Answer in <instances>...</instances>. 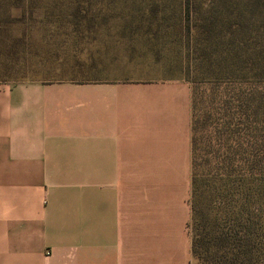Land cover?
Here are the masks:
<instances>
[{
    "label": "crops",
    "instance_id": "obj_1",
    "mask_svg": "<svg viewBox=\"0 0 264 264\" xmlns=\"http://www.w3.org/2000/svg\"><path fill=\"white\" fill-rule=\"evenodd\" d=\"M190 193L185 76L0 83V264H192Z\"/></svg>",
    "mask_w": 264,
    "mask_h": 264
},
{
    "label": "trees",
    "instance_id": "obj_2",
    "mask_svg": "<svg viewBox=\"0 0 264 264\" xmlns=\"http://www.w3.org/2000/svg\"><path fill=\"white\" fill-rule=\"evenodd\" d=\"M141 1L143 7L126 11L136 15L125 17L122 9L88 18L89 10L76 1L66 31L76 36L83 26L100 28L103 34L94 31L89 44L101 47L106 40L97 36L111 37L112 31L119 37L153 33V25L159 31L166 22L162 8L157 1ZM4 3V10L17 15L0 16V34L11 40L6 48L17 57L28 44L30 27L24 25L16 37L8 34L16 23L35 21L37 0ZM53 4L61 11L60 2ZM56 13L38 19L44 34L45 24L54 26L53 33L60 30ZM119 18L116 29L108 27ZM178 19L191 87V262L264 264V0H181ZM81 21L88 23L78 27Z\"/></svg>",
    "mask_w": 264,
    "mask_h": 264
},
{
    "label": "rangeland",
    "instance_id": "obj_3",
    "mask_svg": "<svg viewBox=\"0 0 264 264\" xmlns=\"http://www.w3.org/2000/svg\"><path fill=\"white\" fill-rule=\"evenodd\" d=\"M5 1L7 0H0V16L17 15L15 10L10 9L9 12L4 10L7 7ZM68 1L37 0V3H35L36 13L33 16L36 18L35 21L29 22L27 25L25 23L13 25V29L8 34L11 37L19 36L24 25L30 27L28 44L25 46L24 51L19 52L17 57L11 55L6 48L11 40L0 34V83L34 80H88L107 75L127 78L186 76L187 48L185 47V37L182 35L178 19L181 0H154L162 8V14L166 16L164 20L166 22L163 23L159 31L155 32V25H153L152 31L154 32L145 35L137 31L133 32L132 35L131 32L127 33V37H119L118 31L112 30L109 38L98 35V41L103 38L108 39L111 53H114L117 57L119 55L121 58L126 55L128 58V62L125 59L119 61L122 65L121 68H117L118 65H115L116 68L109 67L106 71H101L95 65L96 63H94V67H91L89 60L90 49L97 46L96 44L93 45V41L89 44L90 37L93 36V32L96 30L93 28L87 29L83 25L87 24L88 21H81L78 25V27L83 26L80 34L74 36V33H71L69 29L66 31L67 28H72V22L69 24L65 22L72 18L68 10H72L75 2L78 1L80 7L89 10L87 18L96 12L117 15L118 11L122 9H124L122 14L129 17L130 15H136L126 12L132 5L143 7L144 3L141 0H115L108 4V0H90V3H87V0H72V5L68 6ZM54 2H57V5L60 2L61 11L57 10V7L53 4ZM10 6L11 4L8 5V8ZM100 6L102 8H99ZM53 11L59 12L56 14L62 18L60 27L64 28V31H61L60 28L58 32L53 33L54 26L45 24L44 29L47 28L48 30L44 34L43 26L37 25L41 22L38 19L42 17L52 18ZM121 22L122 19L119 18L116 24L111 22L108 27L116 29ZM114 25L116 26L114 27ZM141 26L146 27L144 23H141ZM97 31H99V34H103L100 28ZM75 41L77 42L75 43Z\"/></svg>",
    "mask_w": 264,
    "mask_h": 264
}]
</instances>
